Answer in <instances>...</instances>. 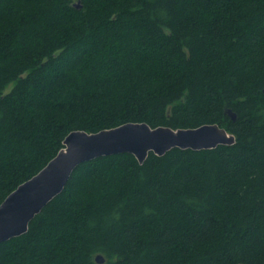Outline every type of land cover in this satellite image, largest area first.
I'll return each mask as SVG.
<instances>
[{
  "label": "trees",
  "instance_id": "16d2710c",
  "mask_svg": "<svg viewBox=\"0 0 264 264\" xmlns=\"http://www.w3.org/2000/svg\"><path fill=\"white\" fill-rule=\"evenodd\" d=\"M126 123L235 142L80 164L0 264H264V0H0V204Z\"/></svg>",
  "mask_w": 264,
  "mask_h": 264
},
{
  "label": "water",
  "instance_id": "95a60500",
  "mask_svg": "<svg viewBox=\"0 0 264 264\" xmlns=\"http://www.w3.org/2000/svg\"><path fill=\"white\" fill-rule=\"evenodd\" d=\"M227 116H235L227 111ZM234 137L217 124L193 129L151 128L146 123H126L97 133H69L61 150L29 180L19 185L0 204V243L25 234L29 223L66 185L71 173L82 163L115 154H130L141 165L151 152L160 157L173 148L211 150L231 146ZM103 264L101 255L95 257Z\"/></svg>",
  "mask_w": 264,
  "mask_h": 264
},
{
  "label": "rangeland",
  "instance_id": "374dc122",
  "mask_svg": "<svg viewBox=\"0 0 264 264\" xmlns=\"http://www.w3.org/2000/svg\"><path fill=\"white\" fill-rule=\"evenodd\" d=\"M9 88H10V87H9ZM9 88H8V89H9ZM8 89H7V91H8Z\"/></svg>",
  "mask_w": 264,
  "mask_h": 264
}]
</instances>
